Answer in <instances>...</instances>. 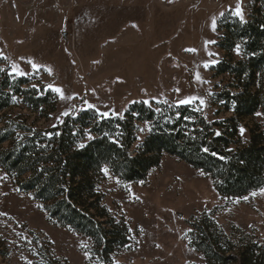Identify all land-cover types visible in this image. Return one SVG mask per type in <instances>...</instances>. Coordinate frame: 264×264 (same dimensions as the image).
<instances>
[{"label":"rangeland","instance_id":"obj_1","mask_svg":"<svg viewBox=\"0 0 264 264\" xmlns=\"http://www.w3.org/2000/svg\"><path fill=\"white\" fill-rule=\"evenodd\" d=\"M253 1L0 0L2 67L16 65L34 86L58 97L48 117L22 106L6 115L47 130L89 108L123 115L134 102L177 104L198 97L191 104L200 105L210 122L230 117L218 114L211 102L216 85L226 82L212 74L224 55L216 44L217 27L237 6L246 20ZM209 61L216 62L206 69ZM12 73L17 75L13 68ZM49 85L72 99L62 100ZM253 126L264 131L263 111L242 121L243 143L250 140ZM108 173L100 186L104 203L112 215L125 220L132 235V246L113 264H207L188 240L190 221L203 213L212 214L226 232L239 227L264 242L261 190L255 196L225 198L212 179L171 156L143 182L125 183ZM47 242L68 264H91L85 256L91 241L52 225L43 205L20 193L0 168V264L44 263Z\"/></svg>","mask_w":264,"mask_h":264},{"label":"trees","instance_id":"obj_2","mask_svg":"<svg viewBox=\"0 0 264 264\" xmlns=\"http://www.w3.org/2000/svg\"><path fill=\"white\" fill-rule=\"evenodd\" d=\"M217 31L224 55L212 74L226 82L216 85L211 102L218 114L232 115L214 122L196 103L164 100L134 102L123 115L107 117L89 108L68 115L60 127L36 129L6 113L22 106L48 117L57 108V95L15 75L0 60V168L20 193L43 205L52 225L91 241V264H113L132 246L130 227L104 203L103 169L122 182L139 183L171 156L212 179L225 198L264 189V131L251 127L247 143L240 134L244 119L264 113V0L252 2L243 22L232 11L225 13ZM190 226L189 245L207 264H264V242L241 228L226 232L208 213ZM46 244L48 256L40 264H68Z\"/></svg>","mask_w":264,"mask_h":264},{"label":"snow or ice","instance_id":"obj_3","mask_svg":"<svg viewBox=\"0 0 264 264\" xmlns=\"http://www.w3.org/2000/svg\"><path fill=\"white\" fill-rule=\"evenodd\" d=\"M234 14L240 18L241 22H243L244 17H243L242 10L240 9L239 6H237V8H236ZM215 26H216V25H215V21H213V30H215ZM212 43H215V41H206V44H212ZM186 51L195 52L196 50H195V49H187ZM236 51H237V54H239V51H240L239 46H237ZM209 55L212 56V55H214V53H211V52H210ZM215 62H216V61H209V62L205 63L204 67L207 69V68L209 67V64H211V63H215ZM28 63L32 64V67H33L34 69H38V66H37L36 64H34L32 61H28ZM12 68H13V72H15L17 75H20V76L25 75V73H24L23 71L19 70V69L17 68L16 65H13ZM2 71H4V69H0V72H2ZM49 72H50V70H49ZM9 75H11V73H9ZM199 79H200V77H199V75L197 74V80H199ZM49 87L52 88L53 91L59 93V94H60V98H61L62 100H63V99H72V97H65V96L63 95L61 89H59V88H54L52 85H49ZM177 91H179V90H177ZM196 99H198V97H189V98L181 99V100L177 101V105H189V104H191V103H192L194 100H196ZM144 102H145V103H148V101H144ZM200 103H201V105H203V104H204V101H203V100H200ZM89 107H92V106L89 105ZM65 114H67V113H65ZM99 115H101L102 117H107V116H108V113H99ZM243 131H244V130L241 129V133H242V134H243ZM217 135H219V133H217ZM88 139H92V137L89 135V136H88ZM79 147L83 148L84 145L81 144V145H79ZM204 151L207 152L208 149L205 148ZM222 159H223V158H222ZM103 171L105 172V175H108V174H109L107 169H103ZM109 178H111V177H109ZM261 194H264V189L261 190ZM252 195L255 196L256 193H253ZM245 199H246V198H245ZM85 256H86L87 258H91V257H90V254H89L88 252H85Z\"/></svg>","mask_w":264,"mask_h":264}]
</instances>
